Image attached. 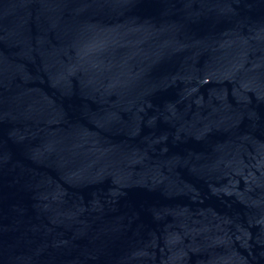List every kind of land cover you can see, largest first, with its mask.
Here are the masks:
<instances>
[{"label": "water", "instance_id": "obj_1", "mask_svg": "<svg viewBox=\"0 0 264 264\" xmlns=\"http://www.w3.org/2000/svg\"><path fill=\"white\" fill-rule=\"evenodd\" d=\"M0 264H264V0H0Z\"/></svg>", "mask_w": 264, "mask_h": 264}]
</instances>
